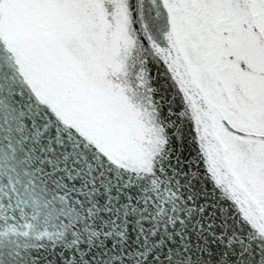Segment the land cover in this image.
<instances>
[{
	"label": "snow or ice",
	"instance_id": "1",
	"mask_svg": "<svg viewBox=\"0 0 264 264\" xmlns=\"http://www.w3.org/2000/svg\"><path fill=\"white\" fill-rule=\"evenodd\" d=\"M0 264H264V0H0Z\"/></svg>",
	"mask_w": 264,
	"mask_h": 264
}]
</instances>
